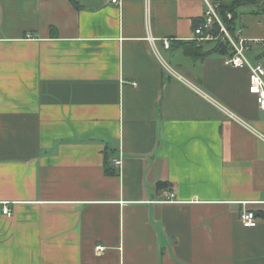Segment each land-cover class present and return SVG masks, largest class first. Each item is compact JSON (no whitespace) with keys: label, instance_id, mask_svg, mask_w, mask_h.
Segmentation results:
<instances>
[{"label":"crops","instance_id":"crops-1","mask_svg":"<svg viewBox=\"0 0 264 264\" xmlns=\"http://www.w3.org/2000/svg\"><path fill=\"white\" fill-rule=\"evenodd\" d=\"M74 1L0 0V264H264V110L183 53L204 1Z\"/></svg>","mask_w":264,"mask_h":264},{"label":"built area","instance_id":"built-area-1","mask_svg":"<svg viewBox=\"0 0 264 264\" xmlns=\"http://www.w3.org/2000/svg\"><path fill=\"white\" fill-rule=\"evenodd\" d=\"M205 9L201 22L194 27L191 39L197 42L222 40L228 44L230 51L223 56L225 64L235 67H247L249 69L248 90L255 95L259 108L264 110V67L258 61L248 58L247 52L250 49L252 39L240 36V30H231L222 20L218 12V1L203 0ZM112 3H120V0H111ZM166 47L167 41H165ZM164 67L172 73V69L164 62ZM135 84V83H133ZM120 158L113 159V164L118 166ZM2 213L6 216L12 214L11 209L5 204L2 206ZM240 221L245 227H252L257 224V218L253 211L243 210L240 213ZM96 250L102 249L99 245Z\"/></svg>","mask_w":264,"mask_h":264},{"label":"trees","instance_id":"trees-1","mask_svg":"<svg viewBox=\"0 0 264 264\" xmlns=\"http://www.w3.org/2000/svg\"><path fill=\"white\" fill-rule=\"evenodd\" d=\"M258 1L259 0H218V12L222 20L227 24V26L231 30H234V24L238 15L239 7L243 4H257ZM71 2L77 5L74 0H71ZM179 43L181 45L183 53L189 56L203 57L210 53H219L224 55L230 51V47L228 46V44L224 43L222 40L206 41L205 43L211 44L210 47H208L207 49H204L202 45H199V49L194 48V45L201 43L197 42V40L195 39L181 40ZM183 44L187 45L183 46ZM195 49L199 50L200 53H193Z\"/></svg>","mask_w":264,"mask_h":264},{"label":"rangeland","instance_id":"rangeland-1","mask_svg":"<svg viewBox=\"0 0 264 264\" xmlns=\"http://www.w3.org/2000/svg\"><path fill=\"white\" fill-rule=\"evenodd\" d=\"M261 1H258L257 3H258V6H262L263 4H261V5H259V3H260ZM252 8L254 9H256L255 11L256 12H262L261 11V9L259 10L258 9V7H255L254 5H251V4H243L242 6H240L239 7V11H238V16L239 15H241L242 13H248V12H251L250 10H252ZM264 9V8H263ZM230 18H231V16H230ZM184 45H187V44H183V46ZM199 45H202V47H205V45H206V43L205 42H201L200 44H196V45H194V48H197V49H199L198 47H199ZM210 45L211 44H209V47H210ZM193 53H200V51L199 50H194L193 51ZM164 56H165V54H163ZM168 58V57H167ZM172 65L173 66H175V62L174 61H172Z\"/></svg>","mask_w":264,"mask_h":264}]
</instances>
